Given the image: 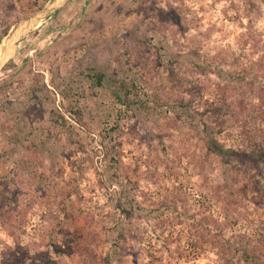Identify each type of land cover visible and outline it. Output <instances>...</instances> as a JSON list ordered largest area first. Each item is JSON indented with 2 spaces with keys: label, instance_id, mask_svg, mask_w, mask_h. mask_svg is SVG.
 <instances>
[{
  "label": "rangeland",
  "instance_id": "374dc122",
  "mask_svg": "<svg viewBox=\"0 0 264 264\" xmlns=\"http://www.w3.org/2000/svg\"><path fill=\"white\" fill-rule=\"evenodd\" d=\"M53 1L0 0V59ZM97 259L264 264V0H65L17 41L0 264Z\"/></svg>",
  "mask_w": 264,
  "mask_h": 264
},
{
  "label": "water",
  "instance_id": "95a60500",
  "mask_svg": "<svg viewBox=\"0 0 264 264\" xmlns=\"http://www.w3.org/2000/svg\"><path fill=\"white\" fill-rule=\"evenodd\" d=\"M64 1L65 0H54L52 3H50L49 5H47L41 11L33 14L29 18L24 19L22 22H20L10 32V34L8 35V38L5 41L6 43H5V46L3 48L2 57L0 59V69L9 60V58L11 57V55L14 52L15 45H16L17 41L26 32V30L29 28V26L32 25L38 19H41L44 16L48 15L51 11H53L58 6H60L62 3H64Z\"/></svg>",
  "mask_w": 264,
  "mask_h": 264
},
{
  "label": "trees",
  "instance_id": "16d2710c",
  "mask_svg": "<svg viewBox=\"0 0 264 264\" xmlns=\"http://www.w3.org/2000/svg\"><path fill=\"white\" fill-rule=\"evenodd\" d=\"M103 74H100V73H95V76H92L91 77V79H92V83L95 85V87H99V86H101V83H102V79H103ZM221 153H226V154H228V152L227 151H224V150H222L221 149ZM67 217H69V216H67ZM82 247H84V246H75V249H74V247H72V249H74V252L79 256V257H82L83 259L82 260H88L90 257H92V258H94L95 259V257H94V255L92 254V253H87L86 251L89 249V248H87V247H85V248H82ZM87 248V249H86ZM98 261H93L92 263L93 264H98L99 262L101 263V262H104L105 260L104 259H97Z\"/></svg>",
  "mask_w": 264,
  "mask_h": 264
}]
</instances>
